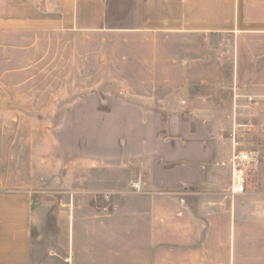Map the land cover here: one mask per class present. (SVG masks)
<instances>
[{
  "label": "crops",
  "instance_id": "0c3cea01",
  "mask_svg": "<svg viewBox=\"0 0 264 264\" xmlns=\"http://www.w3.org/2000/svg\"><path fill=\"white\" fill-rule=\"evenodd\" d=\"M3 17L22 35L82 36L121 29L170 39V52L177 55H171V71L186 77L170 84L186 89L198 85L200 72L211 71L208 57L218 49L233 61L229 117L247 124L264 120V102L252 109L245 99H264V0H11ZM155 67L153 82L162 87L163 64ZM28 70L7 68L2 75ZM23 86L29 87L30 80L12 85ZM121 112L119 119L135 122L121 131L90 132L78 141L77 154L53 142L56 157H51L55 148L30 157L33 167L43 168L52 159H75L74 169L67 165L62 175V182L73 185L64 192L65 203L33 190L30 182L19 188L11 161L10 177L0 175V264H264V168L257 194L228 195L235 140L256 148L261 135L234 127L224 133V141L208 144L195 125L189 131L183 126L162 131L159 114L137 108ZM174 115L173 120L181 119ZM48 136V143L55 139ZM244 136L254 140L246 143ZM169 167L181 168L182 175H159ZM221 174L227 176L226 193L217 191ZM132 182H140L143 191L132 192ZM55 204L64 210L50 211ZM51 214L57 217L54 224Z\"/></svg>",
  "mask_w": 264,
  "mask_h": 264
},
{
  "label": "rangeland",
  "instance_id": "374dc122",
  "mask_svg": "<svg viewBox=\"0 0 264 264\" xmlns=\"http://www.w3.org/2000/svg\"><path fill=\"white\" fill-rule=\"evenodd\" d=\"M10 1L0 0V175L3 179L10 177L13 161L19 188L30 182L33 190L52 193L65 203L67 195L64 192L73 185L62 182V175L64 167H74L75 159H69L70 163L52 159L50 166L43 168L33 167L30 157L42 156L43 148H55L51 157H56L58 144L52 147L53 142L60 143L67 153L75 151L77 154L78 141L90 132L107 127L121 131L128 123L135 122L119 119L123 108L161 115L157 127L162 131L174 126H183L189 131L190 126L195 125L197 135L205 137L208 144L224 141L227 138L224 133L229 128L233 131L235 124H247L243 118L229 117L233 61L231 56L217 53L218 49L208 57L211 71L197 75L198 85L189 89L177 87L176 83L172 86L173 79L186 77L183 73L173 75L171 71V55H177L170 52L173 43L170 39L145 38L121 29L82 36L49 32L16 34L2 18L10 8ZM161 47L163 53L158 55ZM178 58L180 65L182 56ZM160 62L164 67L163 86L155 87L153 81L158 75L155 66ZM26 66H29L28 72L2 75L7 68ZM202 75L206 82L201 81ZM27 79L29 87H12ZM193 111L201 114L196 117ZM95 112L100 115L94 116ZM108 112L114 115H101ZM176 113L181 119L175 121ZM148 122L153 127L155 121ZM47 135L55 139L48 143ZM242 139L246 143L254 140L247 136ZM37 147L39 153L35 151ZM146 157L144 164L147 165L150 154ZM260 168H264V162ZM182 172L181 168L169 167L159 175L172 178L181 176ZM226 179V175L219 176L217 191L226 193ZM50 207V211L64 210L59 204ZM56 222L57 217L51 214V223ZM236 235L235 255L238 258L239 228Z\"/></svg>",
  "mask_w": 264,
  "mask_h": 264
},
{
  "label": "built area",
  "instance_id": "2783aa9c",
  "mask_svg": "<svg viewBox=\"0 0 264 264\" xmlns=\"http://www.w3.org/2000/svg\"><path fill=\"white\" fill-rule=\"evenodd\" d=\"M247 107L252 109H260L264 99L248 96L245 98ZM236 128H243L250 133H258L261 135L262 145L256 148L242 147L236 140L234 143V154L230 161L231 181L228 191L229 197H236L257 194L258 192V174L260 165L264 162V120L260 122H251L244 125H236ZM236 130L233 137L236 139ZM224 165V164H223ZM132 192H142L143 187L140 182H132L130 185Z\"/></svg>",
  "mask_w": 264,
  "mask_h": 264
}]
</instances>
